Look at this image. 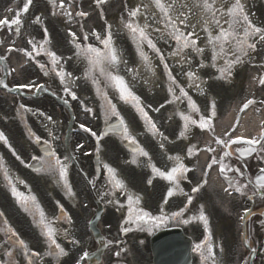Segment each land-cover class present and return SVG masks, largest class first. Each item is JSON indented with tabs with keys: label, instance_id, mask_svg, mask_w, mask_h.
Masks as SVG:
<instances>
[{
	"label": "snow or ice",
	"instance_id": "1",
	"mask_svg": "<svg viewBox=\"0 0 264 264\" xmlns=\"http://www.w3.org/2000/svg\"><path fill=\"white\" fill-rule=\"evenodd\" d=\"M51 6V15L62 17L70 25L67 29L68 43L74 51L71 55L58 54L52 50V40L49 30L44 26L45 21L42 15H35L31 19V25L43 26L44 38L36 39L30 36L26 43L30 47L17 45L15 40L6 43L0 40V45L6 51L0 54V88L6 89L9 93L23 90L49 91L43 83H38L35 79H30L23 83H13L10 87L6 82L9 75H21L24 65L35 63L44 76L54 74L59 80L62 94L52 92L66 107H72L71 102H78L80 109L86 116L95 117L96 109L78 95L80 84L78 81L89 82L95 89V94L100 101L99 107L103 112L104 121L107 127L99 134L86 123H79V129L89 133L95 138V155L100 156L101 141L104 137L115 134L122 142L128 146L131 157L125 164L140 165L139 157L147 158V167L154 174L147 179V185L153 184V179L158 176L166 180L171 185L167 188L162 197V203L155 209L149 210L142 205L143 195L133 191L127 182L121 177L119 170L112 164L96 160L93 174L84 172L83 176L88 186L96 191L99 200L106 206L114 208L122 213L118 225V237L114 239L102 238L101 243L104 248L116 249L111 256L117 260L129 251L125 248V239L129 233L139 232L151 235L154 231L169 224L188 225L194 221H199L203 225V239L194 243L192 251L198 254L200 264H224L218 256L216 248L223 253L222 245H215L213 232L209 217L205 212L204 205L199 206L198 214L186 216L195 197L185 192L181 187V181L187 180L188 173L194 171L186 165L185 157L180 155H169L168 160L172 162V167L167 171L157 167L152 162V157L138 142L132 134L129 125L125 121L121 111L117 107V102L130 104L139 117L144 121L145 128L159 141L161 150L166 151L165 142L171 143L169 137L160 130L157 123L149 115V111L160 112L166 105H175L174 115L183 121L182 129L179 131L177 139H188L193 127L202 131L212 133L210 139L212 143L204 148H198L192 144L186 149V157L191 158L200 152L210 154V159L206 162V167L202 169L203 179L191 188V193H198L208 183V176L215 167L217 174L223 178L226 186L223 191L228 197L233 199H245L255 201L256 198L264 200V121L258 124L256 134L245 129L240 124V117L237 115L235 123L225 128L221 134H216L214 121L217 119V101L214 97L207 96L206 85L209 80H219L231 83L235 71L243 65L253 64L255 57L264 53V24L258 25L254 22L248 6L249 0H137L131 6L125 2L124 11L119 18L120 29L125 31L135 45V53L138 60H133L130 64L124 51L116 43L113 33V26L105 21L103 33L92 28L85 30L82 21L89 17L90 13L84 10L73 11L76 7V0H48ZM95 6L99 9L101 18H104V5L109 0H94ZM33 6V0H24L22 7L15 10L11 17L0 18V32L7 30L17 37L21 36L25 27V17ZM12 12L13 9H9ZM73 25L79 26L80 35L73 30ZM117 33V34H118ZM95 43L90 42V40ZM19 53L25 58L20 65L21 71L13 67L10 71L6 61L9 54ZM45 57L44 61L38 57ZM83 63L84 67L80 75H74V71L69 70L68 65L72 61ZM158 61V63H156ZM255 67L264 69V63L254 64ZM158 69L162 70V75L166 81L167 97L159 107L153 108L151 103L145 104L140 95L134 89L140 85L143 87H159L157 83ZM212 69L214 72H208ZM202 74L207 75V79ZM252 86L259 84L264 86V73L250 77ZM113 95L109 94V91ZM195 92L200 96H205L208 103L204 110L193 99L190 94ZM186 103V110H181L180 105ZM257 103L264 105V99L259 102L254 98H247L239 107V113ZM260 111V109H255ZM17 112L22 119L27 121L28 115L41 120L42 127L47 134V139L38 135L31 127L28 128V137L34 144L41 146V155H32L31 161L26 163L16 149L9 142L8 137L0 131V141L7 146L12 155L25 167L31 168L37 174L51 177L58 187H61L69 199L76 198L69 180L70 162L76 159L75 156L61 155L58 153L55 142L59 136L55 134L58 121L52 115L37 108L33 110L23 103L18 106ZM198 117V118H196ZM76 117L73 116V119ZM115 118V123H109ZM171 119V117H170ZM84 145L78 143L76 151L79 152ZM85 156L92 153L84 152ZM255 158L259 163L254 174L248 171L247 160ZM233 161L240 162L241 166H236ZM0 175L6 186L10 189L11 196L17 204L32 218V223L39 229L40 237L46 245L43 252L39 248H33L30 243L22 238L20 233L12 226L7 219L5 212L0 211V264H50L45 257H53L56 264H60L61 258L69 256L72 249H67L58 242L61 238L70 243L73 248L81 245V239L72 232L73 218L66 211L63 204L56 202L58 214L51 219L46 215L31 187L19 177H13L10 169L5 166L4 158L0 156ZM17 184L24 185L28 189L27 193L21 192ZM186 197L183 207L177 205L175 211L166 210L171 198L175 195ZM236 194V195H234ZM255 215L251 207H244L239 220L248 227L249 220ZM260 215L264 216V210ZM95 219L99 220L100 217ZM67 224L68 227H60ZM89 226L95 228L96 225L89 221ZM110 228L111 225L109 224ZM243 243L248 248V255L243 256L237 264H249L254 261L258 249L252 246L251 236L245 231L242 233ZM145 241L139 240L143 245ZM264 253V248L259 249ZM91 253L83 251L79 254L75 264H86L92 258ZM96 264H99L97 260ZM111 264V258L109 260Z\"/></svg>",
	"mask_w": 264,
	"mask_h": 264
},
{
	"label": "rangeland",
	"instance_id": "2",
	"mask_svg": "<svg viewBox=\"0 0 264 264\" xmlns=\"http://www.w3.org/2000/svg\"><path fill=\"white\" fill-rule=\"evenodd\" d=\"M137 2L136 0H134L133 4ZM135 47V46H134ZM134 49V48H133ZM238 71H240V73L237 74V76L235 77V81L237 83H235L234 85L233 84H217L216 85V91H217V95H214V97H216L217 101L219 103H221V105L223 106L226 102V99L229 101L231 99H236L237 97L235 96H239L240 91H238L239 89V83L242 81V78L244 77V72L239 69ZM245 71V70H244ZM241 80V81H239ZM223 103V104H222ZM224 107V106H223ZM148 207H150L151 205V202L150 200H148ZM144 252V249L142 251V253ZM149 258V257H148ZM135 259V258H133ZM237 262V260H235ZM235 262V263H236ZM133 264H137L136 262H133Z\"/></svg>",
	"mask_w": 264,
	"mask_h": 264
},
{
	"label": "bare ground",
	"instance_id": "3",
	"mask_svg": "<svg viewBox=\"0 0 264 264\" xmlns=\"http://www.w3.org/2000/svg\"><path fill=\"white\" fill-rule=\"evenodd\" d=\"M259 123L260 119H258V117L248 114L244 119L243 129L241 131H244L245 129H253V131H255V127L258 126Z\"/></svg>",
	"mask_w": 264,
	"mask_h": 264
}]
</instances>
